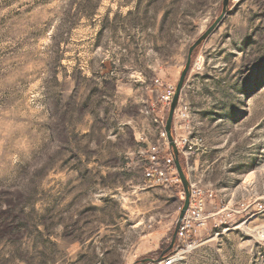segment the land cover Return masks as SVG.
<instances>
[{
    "label": "rangeland",
    "instance_id": "1",
    "mask_svg": "<svg viewBox=\"0 0 264 264\" xmlns=\"http://www.w3.org/2000/svg\"><path fill=\"white\" fill-rule=\"evenodd\" d=\"M224 2L0 0V264L182 251L183 186L145 187L138 152L158 141L159 95ZM179 105L206 148L181 165L216 200L177 264H264V0H229Z\"/></svg>",
    "mask_w": 264,
    "mask_h": 264
},
{
    "label": "built area",
    "instance_id": "2",
    "mask_svg": "<svg viewBox=\"0 0 264 264\" xmlns=\"http://www.w3.org/2000/svg\"><path fill=\"white\" fill-rule=\"evenodd\" d=\"M176 92L175 86H168L159 95V103L167 107L171 104ZM189 112L186 105H179L175 111L174 131L176 135V145L178 151L184 156V148H191L194 155L204 153L203 140L199 136H194L188 129ZM157 125L162 126V133H159L158 141L150 144L147 149H140L138 166L142 170L144 185L172 188L180 185L181 181L175 167V157L170 147L166 123L157 117ZM190 206L181 222L177 238L182 243L181 252L163 259V263L177 264L182 260V255L186 250L193 248L196 244V237L205 229L210 219L215 217L209 211V205L214 203L216 196L211 189L191 184ZM262 208V207H261Z\"/></svg>",
    "mask_w": 264,
    "mask_h": 264
},
{
    "label": "water",
    "instance_id": "3",
    "mask_svg": "<svg viewBox=\"0 0 264 264\" xmlns=\"http://www.w3.org/2000/svg\"><path fill=\"white\" fill-rule=\"evenodd\" d=\"M228 3H229V0H225L223 14L189 48L188 56H187V62H186L185 68H184V70H183V72L181 74V77H180L179 82H178L177 87H176V92H175L174 98H173V100H172V102L170 104V113H169V116H168V119H167V122H166L165 130H166V133H167V137H168L170 146H171V148L173 150V153H174L175 167L177 169L179 178L181 180V184L183 186L184 194H185V201H184V205H183L182 211H181L180 216H179V220H178V223H177L176 231H175V234H174V237H173L172 246L174 245V243H175V241L177 239V232H178L179 226H180L181 222L183 221V219H184V217H185V215H186V213H187V211L189 209L190 196H191L190 195V187H191V185H190V182H189V180H188V178H187V176H186V174L184 172V169H183V167L181 165V162H180V159H179V151H178V148L176 146V143H175V140H174V136H173V133H172L174 115H175V111H176V109L178 107V104L180 102L182 91H183V89L185 87V82H186L188 73H189L190 68H191L192 56H193L194 52L196 51V49L204 41H206L214 33V31L218 28L219 24L223 20V17H224V14H225L226 10H227Z\"/></svg>",
    "mask_w": 264,
    "mask_h": 264
},
{
    "label": "bare ground",
    "instance_id": "4",
    "mask_svg": "<svg viewBox=\"0 0 264 264\" xmlns=\"http://www.w3.org/2000/svg\"><path fill=\"white\" fill-rule=\"evenodd\" d=\"M186 108H187V106H186ZM187 112H188V108H187ZM154 121L157 124V118H155ZM158 126L160 127V133H162V126L161 125H158ZM193 154H194V151H192L191 148H184V155H193ZM146 187H154V186H146ZM163 264H167V263H163Z\"/></svg>",
    "mask_w": 264,
    "mask_h": 264
},
{
    "label": "trees",
    "instance_id": "5",
    "mask_svg": "<svg viewBox=\"0 0 264 264\" xmlns=\"http://www.w3.org/2000/svg\"><path fill=\"white\" fill-rule=\"evenodd\" d=\"M182 166L185 168V165L184 164H182ZM163 252V251H162ZM166 253H165V256H164V259H166V258H168L169 256H170V253H168L167 251H165Z\"/></svg>",
    "mask_w": 264,
    "mask_h": 264
},
{
    "label": "crops",
    "instance_id": "6",
    "mask_svg": "<svg viewBox=\"0 0 264 264\" xmlns=\"http://www.w3.org/2000/svg\"><path fill=\"white\" fill-rule=\"evenodd\" d=\"M212 190V189H211ZM213 191V190H212ZM212 204V203H211ZM209 208H210V205H209Z\"/></svg>",
    "mask_w": 264,
    "mask_h": 264
}]
</instances>
